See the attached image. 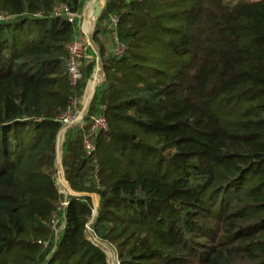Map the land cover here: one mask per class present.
<instances>
[{"label":"trees","instance_id":"16d2710c","mask_svg":"<svg viewBox=\"0 0 264 264\" xmlns=\"http://www.w3.org/2000/svg\"><path fill=\"white\" fill-rule=\"evenodd\" d=\"M86 1L0 0V264H109L92 237L119 264H264V0H107L104 76L65 134L67 196L60 116L97 67L88 46L76 85L67 73ZM112 15L120 56L99 38Z\"/></svg>","mask_w":264,"mask_h":264},{"label":"built area","instance_id":"2783aa9c","mask_svg":"<svg viewBox=\"0 0 264 264\" xmlns=\"http://www.w3.org/2000/svg\"><path fill=\"white\" fill-rule=\"evenodd\" d=\"M135 1H141V0H135ZM68 14L69 21H73L77 15L70 12V10L65 5H60L59 7H56L55 9V15H65ZM120 21V17L117 15H112L110 17V21H108L106 24L108 26H105L107 30L112 31V36L114 35V47L116 48L114 50V55L120 56L124 53L126 49V45L121 42L118 38V32H117V25ZM85 46L84 42L75 41L71 43L68 47L69 49V58L66 63L67 67V73L73 83V85H76L78 81L82 78V72L80 69V63H79V56L82 54V51ZM82 48V49H81ZM80 97L79 95H76V97L71 101V104L68 106L67 110L60 116V120L66 124L74 121L77 119V114L79 111L80 104ZM76 121V120H75ZM108 128V120L105 115L99 114L92 117V123L89 128V131L84 136V149L89 155H94L97 151V143H96V136L99 132H101L103 129ZM68 205V202L66 200L63 203V207L66 208ZM61 222V219L59 218L58 214H54L52 217V223L54 227H57L59 223Z\"/></svg>","mask_w":264,"mask_h":264},{"label":"rangeland","instance_id":"374dc122","mask_svg":"<svg viewBox=\"0 0 264 264\" xmlns=\"http://www.w3.org/2000/svg\"><path fill=\"white\" fill-rule=\"evenodd\" d=\"M96 2H97V0H87L85 2V4H84L83 12L81 14H79L78 18H79V20L81 22V32L83 34V40L82 41H84V43H85V46L82 47V48H84L82 53L84 51H86L89 47L94 49V51L97 54V67L95 69L94 75L89 80V83H88V86L86 88L84 97L82 99L81 106L79 107V111H78V114L76 116L77 119H75L76 121L74 120V121H72L70 123L64 124L63 129L64 128H68V127L72 126L74 123L81 122L83 120L84 116L87 113L89 105H90L89 97L91 96V93L93 92V85L96 83L97 79H100L101 76H104V70H102L103 61H102V58H101V55H100V47H99L98 43L94 40V33H95V29H96V24L93 25V27H92V23H94L93 19H95L96 14H97ZM65 16H69V15L65 14ZM104 26H108V24H105ZM100 35H102V34H100ZM108 36H109V39L112 42L111 53L113 54L114 50L116 49L114 47V45H115L114 44L115 43L114 42V35L113 36L108 35ZM100 82H101V80H100ZM100 82L98 83V85L100 84ZM98 85H97V87H98ZM57 185L60 188V190L62 192H64L65 195L68 196V191H66L65 185L63 183V180L61 179L59 174L57 175ZM94 198H95V201H96L97 197L94 196ZM65 200H66V202H68L67 198ZM64 222L65 221L60 222L59 225L56 227L57 234L64 227ZM92 239L96 243H98V245L105 251L109 264H119V261L117 260V256H116V253H115L114 249L107 242L98 240L95 237H92Z\"/></svg>","mask_w":264,"mask_h":264},{"label":"water","instance_id":"95a60500","mask_svg":"<svg viewBox=\"0 0 264 264\" xmlns=\"http://www.w3.org/2000/svg\"><path fill=\"white\" fill-rule=\"evenodd\" d=\"M107 0H97L96 2V7H97V14L94 20L93 25H95L97 23L98 17L100 16L101 12L103 11L105 5H106ZM110 55H112V53H110ZM102 70H104V66L102 63ZM103 76H101L102 78ZM100 79H97L96 83L93 85V92L91 93V96L89 97V103H91L92 99L94 98L96 89H97V85L100 82ZM75 124V123H74ZM69 128V127H68ZM68 128H64L58 137V162H57V166H58V170H59V176L61 177V179L63 180V183L65 185V189L66 191H68V195L74 193L70 187V185L68 184L66 178H65V173H64V169H63V165H62V156H63V145H64V140H65V134ZM98 199L95 201V206H96V210L98 207Z\"/></svg>","mask_w":264,"mask_h":264},{"label":"crops","instance_id":"0c3cea01","mask_svg":"<svg viewBox=\"0 0 264 264\" xmlns=\"http://www.w3.org/2000/svg\"><path fill=\"white\" fill-rule=\"evenodd\" d=\"M251 1H256V0H251ZM102 35H99V38L101 40V42L103 43L105 49L111 53V50H112V42L111 40L109 39V36L110 34L108 33H101ZM114 45V44H113ZM90 95V94H89ZM84 97V96H83Z\"/></svg>","mask_w":264,"mask_h":264}]
</instances>
